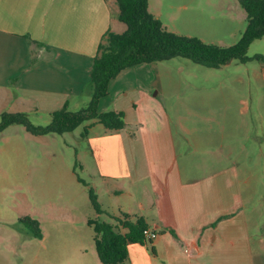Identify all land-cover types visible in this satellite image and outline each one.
Segmentation results:
<instances>
[{
	"label": "crops",
	"instance_id": "1",
	"mask_svg": "<svg viewBox=\"0 0 264 264\" xmlns=\"http://www.w3.org/2000/svg\"><path fill=\"white\" fill-rule=\"evenodd\" d=\"M162 1L148 0L160 19ZM117 11L115 0H0V113L47 119L65 103L86 106L101 36L125 29ZM218 11L229 13L230 5ZM160 62L122 68L99 99V110L123 111L125 127L107 130L93 120L85 135L80 126L89 121L64 132L78 147L84 142L76 154L92 162L87 168L104 212L85 205L75 213L57 206L45 221L37 214L42 235L19 230L16 264H103L87 218L113 222L122 212L143 216L157 231L150 241L128 242L124 264H264V174L248 166L254 151L264 157V61L254 74L259 87L240 95L249 113L243 124L234 119L233 100L214 106L215 92L196 91L193 107L176 95L169 108L163 81L173 76ZM10 126L0 141L19 132ZM55 135L26 138L60 141Z\"/></svg>",
	"mask_w": 264,
	"mask_h": 264
},
{
	"label": "rangeland",
	"instance_id": "2",
	"mask_svg": "<svg viewBox=\"0 0 264 264\" xmlns=\"http://www.w3.org/2000/svg\"><path fill=\"white\" fill-rule=\"evenodd\" d=\"M161 5V19L173 31L196 35L207 42L221 45L234 43L246 24L244 10L238 1L237 6L232 0H163ZM220 5H230L229 13L219 12ZM256 53L264 54V35L253 39L248 46L247 55ZM160 61L161 69H164V64L167 65L168 73L173 76L171 81H163V100L169 108L170 102L177 98L184 99L189 107H193L196 91L215 92L219 93V97L214 98V106L220 104L222 109L224 102L231 99L234 119L240 124H243L244 117L248 119L249 113L244 110L240 95H244L251 84L252 91L257 85L259 87V81L257 84L254 82V74L263 61L252 58L240 62L232 59L217 67L205 66L182 56ZM249 76L253 83L248 81ZM179 79L181 82L178 83ZM233 91L236 96L227 95ZM29 119L34 124L48 122V117L43 119L31 116ZM12 127L20 129L19 132L0 141V251H6L13 264H16L21 257L15 239L26 228L19 219L25 216L36 218L37 214H41L45 221L44 218L48 219L57 206L62 207L63 211L72 209L73 213L74 209L81 210L85 205L93 209L85 185L76 178L73 170L88 185L93 186V180L87 168V164L92 166L90 158L84 157L83 151L76 154V150H80L84 142L78 147V141H68V135L64 132L55 135L60 141H31L26 138L31 133L25 131L22 125L15 124ZM80 129L82 130V126ZM64 139L67 141H63ZM236 143L239 144V141H235ZM247 143L250 145V141ZM254 143L258 144L257 141ZM263 143L264 141H260L259 144L264 145ZM251 158L248 166L264 174V157L254 151ZM82 160L86 166L80 164ZM242 163L247 165L244 160ZM0 264H5L3 254ZM6 264H11L9 258Z\"/></svg>",
	"mask_w": 264,
	"mask_h": 264
},
{
	"label": "trees",
	"instance_id": "3",
	"mask_svg": "<svg viewBox=\"0 0 264 264\" xmlns=\"http://www.w3.org/2000/svg\"><path fill=\"white\" fill-rule=\"evenodd\" d=\"M117 17L125 23V29L117 32L106 30L98 42L90 69L92 93L88 104L71 110L65 103L61 108L48 113V122L34 124L23 112L3 111L0 113V130L7 126L20 124L33 134H61L83 124L81 134L85 135L93 120L100 122L107 130L125 127L126 121L122 110H99V99L107 93L110 80L124 67L140 62L165 60L182 56L210 67H217L237 59L240 62L256 59L264 61V54L247 55L251 41L264 35V0H238L244 10L245 27L239 38L231 44L221 45L207 42L196 35L179 33L168 29L162 20L148 8V0H115ZM33 56L32 61H34ZM88 192L93 209L101 214L97 192L77 176ZM24 222L29 232L42 235L38 220L25 216ZM87 223L92 228V239L100 261L103 264H124L127 258L128 242H144L143 229L148 227L141 215L126 212L114 216L110 222L100 215L88 217ZM150 241V240H149Z\"/></svg>",
	"mask_w": 264,
	"mask_h": 264
},
{
	"label": "built area",
	"instance_id": "4",
	"mask_svg": "<svg viewBox=\"0 0 264 264\" xmlns=\"http://www.w3.org/2000/svg\"><path fill=\"white\" fill-rule=\"evenodd\" d=\"M156 235H157V231L150 227H145L143 229V236H144L145 241H149L153 239L154 237H156Z\"/></svg>",
	"mask_w": 264,
	"mask_h": 264
}]
</instances>
